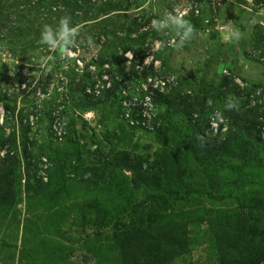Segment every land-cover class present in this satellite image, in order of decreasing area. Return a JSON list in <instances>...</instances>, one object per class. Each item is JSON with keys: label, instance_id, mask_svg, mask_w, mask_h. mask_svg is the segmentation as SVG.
Returning a JSON list of instances; mask_svg holds the SVG:
<instances>
[{"label": "rangeland", "instance_id": "obj_1", "mask_svg": "<svg viewBox=\"0 0 264 264\" xmlns=\"http://www.w3.org/2000/svg\"><path fill=\"white\" fill-rule=\"evenodd\" d=\"M72 1L0 7V22L22 29L13 38L0 28V126L16 133L6 151L22 159L24 146L50 144L54 164L76 166L57 202L23 195L0 220V264H124L129 242L137 264H239L241 248L264 253V0H200L179 23L165 18L168 0H90L82 10ZM105 3L116 8L93 16ZM185 96L207 100L191 125L177 105ZM216 138L224 144L207 162L194 155ZM112 155L153 178L119 184V168L105 164ZM40 160L46 181L51 163ZM88 175L99 182L93 192ZM154 238L171 247L144 259Z\"/></svg>", "mask_w": 264, "mask_h": 264}, {"label": "trees", "instance_id": "obj_2", "mask_svg": "<svg viewBox=\"0 0 264 264\" xmlns=\"http://www.w3.org/2000/svg\"><path fill=\"white\" fill-rule=\"evenodd\" d=\"M74 6V9H79L82 10L83 6H89L90 5V0H73L72 1ZM81 7H80V5ZM83 5V6H82ZM92 5V3H91ZM94 5V3H93ZM39 6V3H38ZM117 6V5H116ZM0 7H4L2 5V0H0ZM39 8V7H37ZM90 8V7H88ZM116 8L113 4L109 3V4H104V7H101L97 10V12L95 13L96 15L93 16H97V13L100 11H108L109 9H114ZM43 8H41L42 10ZM45 9V8H44ZM74 9L72 11V14L74 12ZM84 12V11H83ZM3 10H1L0 8V21L3 19L4 15H3ZM76 12H74L73 17H75ZM189 16V15H188ZM191 16H189L188 18H190ZM77 18V17H75ZM9 23V25H8ZM11 20L9 19L6 23V20H4L3 22H0V28L2 27L4 29V27L6 28V26L8 27V37L9 36H14L13 38H15L16 36H19L22 29L19 26H14L12 25L13 23H11ZM63 29V26H59V30ZM3 32V31H2ZM2 35V33L0 32V36ZM146 33L140 34V36L137 38V40L135 41L136 44L138 45V49H141V38H145ZM2 37H0L1 39ZM64 42H68L69 38L65 37L63 39ZM65 47V45H61V48ZM123 50H127V47L123 48ZM145 50L142 51V56L145 55ZM149 90H152V84H150L149 86ZM156 90H152V91H157ZM248 92V91H247ZM207 95V94H205ZM164 94H159L156 96L157 99H161L163 98V100H166L164 97ZM189 101V102H188ZM181 104L184 105V113L186 114V120L187 122L191 125L192 121L194 120L192 117V114L194 111L198 110L200 112H203L205 110V108H208L207 106V100L204 98L202 99V101H198L197 99L195 100L194 98H188L187 96H185V98L178 103L177 105L180 106ZM12 108H15L14 105L12 106ZM12 108L10 109V114H13ZM21 116H24L20 113ZM264 116V115H263ZM264 118V117H263ZM23 120L20 118L19 122L21 124V127L19 129L20 131V138H21V142L25 143L27 142V130L29 129L30 125L28 122L25 123V125H22ZM239 121L240 119L236 120V127H238V130L241 129V127H239ZM5 124H7L5 122ZM198 125V124H197ZM262 125L264 126V122H262ZM11 126L14 128V123L11 124ZM199 127V125H198ZM3 126H0V220L3 219L10 211H13L14 208H16L15 206L22 201V196L25 195L26 199H34V198H38L39 200V204L42 206H51L52 204H54L55 202H57L60 198L59 193H63L68 191V186L69 183L66 181L67 180V176H66V171H67V167L69 166V169L71 170H76L75 168H70V167H76L75 165L71 166V164H69L68 166L63 163L58 167L59 165L57 163H53V160H51L50 158V154L49 152L46 153V150L48 148H51L50 144L48 146H46L44 149H42L40 152L39 150L32 152L29 151L27 149L26 146L23 147V155L24 158L18 155L16 152H12L11 149L14 146L15 148V129L12 130L11 134L4 137L3 136V131H2ZM200 128H198L199 130ZM237 130V129H236ZM235 131L234 127L232 125L229 126L228 128V133L229 135L233 134ZM220 135L217 134L216 137H219ZM54 139V138H53ZM52 141V139H50ZM230 140L229 138H227V141ZM9 143L11 144V149L9 148L8 151H6V144ZM224 143L220 142L217 140V138L215 140H212V142L206 141V142H200L199 143V149H196L194 151V155L195 156H204L205 158H202V160L204 162H207V158H209L210 154H212L211 150H215L214 148H217L218 145L219 147H221ZM204 145V147L201 146ZM201 148H206V149H201ZM45 154V156H47L48 158V162H50L51 166H47L46 170V174L48 175L46 181H43V177L41 175H39L38 171L40 170L39 167V163L41 162L40 157L41 155ZM119 154H117L118 157ZM175 157V156H174ZM177 159V158H176ZM118 159H116L115 155H112V158H107V161L105 162V164L108 166V169L111 170L109 172V174H112V172H115V169L119 168V176L120 179L118 181L119 184H127V185H132L131 189H136L137 186L139 187L138 183H137V175L139 174V172H141V175L145 178V180H150V178L152 179L153 175L151 174V172L149 171V173L146 170H141L140 171V164L138 165H130L127 164L126 160L121 162L117 161ZM167 160V159H166ZM168 160H172L171 158H168ZM70 161V160H69ZM24 166V167H23ZM158 166H160V162L158 163ZM169 166V165H168ZM172 169V168H171ZM24 172H23V171ZM123 170H127L129 172V174H132V176L125 174V172L122 171ZM171 171H174L171 170ZM48 172V173H47ZM170 172V171H169ZM168 172V174H169ZM69 173H73V172H69ZM68 173V174H69ZM25 175V181L24 183H22V176ZM110 179H113L114 176L113 175H109ZM91 177H93V175L91 176H87L85 178V180H83L85 182V188L89 187V191H94L95 187L97 186V184L99 183L98 181H96L95 179H92ZM168 178V177H166ZM148 182V181H147ZM152 182V181H149ZM146 182H144V188L146 189ZM79 187L82 186V184L78 185ZM94 190H93V189ZM120 193V192H118ZM131 195H133V193H131ZM148 196V194H147ZM144 199L141 201V203H143ZM131 204V202H127L126 208L125 210H128V205ZM162 208L159 207L158 210ZM164 209V207H163ZM151 210V208H150ZM14 212V211H13ZM154 218V217H153ZM153 218H147L145 220L142 219L143 223H147L149 224L151 221H153ZM102 220H104L103 218H101ZM5 231V230H4ZM164 230H160V232H163ZM132 236L126 235V240L129 241L131 240ZM241 236L239 235L238 237H236L235 240L236 243L234 245H237L239 248V240H240ZM155 239V244L152 242H149L148 244L151 246H147L149 248V250L145 253V257L144 259H148L150 257H152L154 254H156L157 252H159L163 247L162 245L166 244V247L164 248L165 251L168 252L169 248L171 247V244H169V242H165L160 240L159 238H154ZM135 241V240H134ZM137 241V240H136ZM128 244H130L129 246L127 245V248L124 249V251H122V255L125 258L124 264H133V263H138L139 259H134L131 260L130 259V253L137 249L135 248L133 242H129ZM141 247V246H140ZM146 247V245H145ZM241 248V247H240ZM173 250V249H172ZM170 249V251H172ZM257 253V254H256ZM223 254V252H222ZM240 255L241 257L239 258V264H259V262L262 260L264 263V253H258V252H252L250 250V248L247 249H242L240 250Z\"/></svg>", "mask_w": 264, "mask_h": 264}, {"label": "built area", "instance_id": "obj_3", "mask_svg": "<svg viewBox=\"0 0 264 264\" xmlns=\"http://www.w3.org/2000/svg\"><path fill=\"white\" fill-rule=\"evenodd\" d=\"M219 0H214L217 3ZM169 7L165 8V18L172 23H179L189 13H198L200 0H168Z\"/></svg>", "mask_w": 264, "mask_h": 264}]
</instances>
